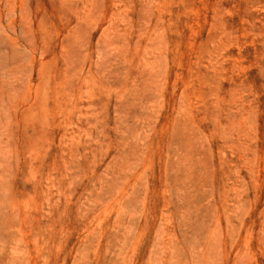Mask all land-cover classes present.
<instances>
[{"label": "rangeland", "instance_id": "374dc122", "mask_svg": "<svg viewBox=\"0 0 264 264\" xmlns=\"http://www.w3.org/2000/svg\"><path fill=\"white\" fill-rule=\"evenodd\" d=\"M229 263L264 264V0H0V264Z\"/></svg>", "mask_w": 264, "mask_h": 264}, {"label": "bare ground", "instance_id": "6f19581e", "mask_svg": "<svg viewBox=\"0 0 264 264\" xmlns=\"http://www.w3.org/2000/svg\"><path fill=\"white\" fill-rule=\"evenodd\" d=\"M217 34V33H216ZM238 62V61H237ZM259 121V120H258ZM119 203V202H118ZM114 206H115V204H114ZM116 211V210H115ZM102 219V218H101ZM171 223V222H170ZM170 225V224H169ZM173 226V225H172ZM98 228V227H97ZM241 239V238H240ZM247 247V246H246ZM236 248V247H235ZM250 249V248H249ZM92 259V258H91ZM254 259V258H253ZM226 261V260H225ZM256 261H257V259H256ZM230 262V261H229ZM230 264V263H229Z\"/></svg>", "mask_w": 264, "mask_h": 264}]
</instances>
